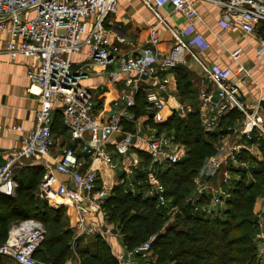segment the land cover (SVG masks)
I'll list each match as a JSON object with an SVG mask.
<instances>
[{
	"label": "built area",
	"instance_id": "2783aa9c",
	"mask_svg": "<svg viewBox=\"0 0 264 264\" xmlns=\"http://www.w3.org/2000/svg\"><path fill=\"white\" fill-rule=\"evenodd\" d=\"M197 2H207L219 8L224 30L238 28L245 36L257 38V59L264 58V36H259V29L264 26V0H148L147 3H152L157 9L171 7L183 14L189 23L187 30L177 38L170 55L162 59L157 52L160 37L156 28L151 29L146 46L140 53L121 51L126 40L120 36L112 38L108 28L109 18L118 11L119 0H0V32L7 35L5 52L13 61L18 58L31 61L27 70L28 93L37 97L39 102L35 126L28 132L21 127L16 128L22 134V145L7 157L0 168V193L14 196L17 183L13 173L17 162L34 160L44 170L38 199L54 207L72 208L76 217L73 226L75 239L100 237L110 242L112 238L120 237L118 228L107 222L105 203L111 191L101 185L98 170L87 164L72 147L54 156L57 145L53 132L54 114L60 110L71 140L92 160L112 162L113 154L108 145L114 136H122L126 151L141 155V159L126 166L124 176L127 180L123 184L135 193L136 183L130 179L131 176L137 173L140 176V172L145 174V180H138V185L147 184V194L155 198L160 207H166L168 199L158 174L165 166L180 162L185 156V148L167 133L153 130V134L146 135L142 124L126 130L123 119L129 114L128 110L136 106V97L144 82H154L159 91L168 94L169 79L160 78L158 68L175 69L184 63L189 51L188 44L182 40L184 35L196 34L190 45L208 48L209 45L195 30V21H200L195 6ZM84 48L92 63L103 68L117 64L119 72L126 75L122 81L125 110L117 111L119 106L116 102L115 113L106 118L97 115L94 96L81 83L88 77L86 68L73 69V56ZM240 55L239 49L230 52L235 62ZM205 71L217 90L204 89L199 96L201 124L206 133L224 134L217 145V154L206 161L205 167L209 172L205 178L200 175L197 180L193 205L194 212H203L211 217L221 215L225 210L228 192L223 186L230 183L231 169L248 168L249 163L242 161L241 155L247 153L258 161L262 158L260 144L264 141V109L260 101L247 102L239 85L241 80L251 78V69L242 65L235 69L212 66ZM118 76V72L111 73L114 80ZM169 99L175 102L174 96ZM146 103L145 113L162 121L161 113L167 107L166 101L155 92H149ZM175 107L174 113H178L179 105ZM233 115H236L233 120L241 124L227 123ZM127 118L133 119V116L129 114ZM141 152L150 157L147 165ZM259 225L261 232L258 237L264 241V222L259 221ZM45 234L43 224L36 220L15 224L5 243L0 244V255L13 264H45L35 257ZM156 239L157 235H153L132 250L114 253L113 249V254L118 264H158L152 254ZM261 253L257 264H264V249Z\"/></svg>",
	"mask_w": 264,
	"mask_h": 264
},
{
	"label": "trees",
	"instance_id": "16d2710c",
	"mask_svg": "<svg viewBox=\"0 0 264 264\" xmlns=\"http://www.w3.org/2000/svg\"><path fill=\"white\" fill-rule=\"evenodd\" d=\"M175 75L180 99L191 110L182 115L174 113L165 124H151L159 132L173 136L185 148L180 162L165 166L158 174L168 205L160 207L147 194V184L141 185L139 193L127 190L124 185L116 186L105 203L107 222L118 228L125 250H132L157 235L152 254L158 264H257L254 237L260 227L254 208L264 191V141L260 144L261 161L243 153L241 160L250 166L231 169V176L237 175L238 179L231 178L225 187L228 198L222 214L210 217L194 212L197 180L206 161L217 154L224 132L204 131L191 73L177 67ZM143 96L142 93L134 108L137 116L145 112L147 103ZM236 115L229 118L234 119ZM53 132L55 135L67 132L60 110L54 114ZM141 154L147 165L150 157ZM43 174L40 165L27 166L19 171L21 178L14 177L18 183L15 195L0 193V244L5 243L13 225L32 219L42 223L46 230L44 242L35 255L41 262L66 264L72 259L78 264H118L110 242L100 237H91L90 243L85 238L75 239L74 230L65 221V209L50 207L38 199ZM137 178L144 181L146 176ZM0 264L13 263L0 255Z\"/></svg>",
	"mask_w": 264,
	"mask_h": 264
},
{
	"label": "crops",
	"instance_id": "0c3cea01",
	"mask_svg": "<svg viewBox=\"0 0 264 264\" xmlns=\"http://www.w3.org/2000/svg\"><path fill=\"white\" fill-rule=\"evenodd\" d=\"M147 2L148 0H119L117 13L109 18L108 28L111 31V37L120 36L126 40V43L121 46L123 53L138 54L146 46L151 29L156 28L160 37V43L157 47L158 56L160 59L166 58L176 45L181 32L187 30L189 23L183 14L175 12L169 6L157 9L152 6V3ZM195 6L200 18V21L194 23L195 30L209 46L206 49H201L195 44L190 45V41L196 34L184 35L182 40L188 44L189 51L185 55L184 63L177 67H182L191 73L197 107H199V96L204 89L214 92L217 90L209 82L206 68L219 66L235 69L238 65H242L252 70L250 79L239 82L243 94L247 102L260 101L264 109V58L262 60L257 59V48L259 47L257 38L245 36L238 28L224 30L221 23V12L216 6L207 2H197ZM261 28L259 32L262 31ZM261 34L260 32L259 36ZM261 36H264V34ZM6 41L7 35L0 32V168L5 164L7 157L14 154L16 149L22 145L20 141L22 134L16 128L21 127L25 132H28L35 126V112L39 105L38 98L28 93L30 83L27 79V70L31 65V61L26 58L11 60L5 52ZM235 49H239L241 53L238 62L230 57V52ZM72 61L74 70L81 66L86 68L85 71L88 77L83 79L81 83L92 92L97 115L100 114V117L106 118L115 113L116 107L114 104L116 102L119 106L117 111L124 109L125 101L122 100L124 85L122 81L126 78V75L119 72L117 64L103 68L92 63L89 61L86 48L80 54L73 56ZM175 69H168L163 66L158 68V76L169 79L168 94L159 91L156 83L144 82L136 97L135 109L142 93L145 100L146 94L149 92H155L165 100L167 107L161 113L162 121L158 120L157 117L150 118L145 112L137 116L133 108L128 110L133 119L127 118L129 114L123 119L126 130H133L135 126L142 124L146 135H151L154 131L159 133V130L153 128L151 124L162 125L168 122L170 117L174 115L175 106L179 105V111H181V113L178 111L179 115L191 110V106L182 103L180 99ZM112 72L119 73L116 80L111 77ZM170 96H174L175 102L170 101ZM237 122L241 124V122H235L230 118L227 123L238 124ZM56 140L57 145L54 156H59L65 148H75L87 164H92L93 168L98 170L101 185L110 191L116 186L124 185L123 182L127 180L124 176L126 166L136 159H141L140 153H138V156L126 151L123 145V137L118 135L114 136L111 144L108 145V150L113 154L112 162L101 159L92 160V158L83 154L77 144L71 140L68 132L58 133ZM258 155L257 158L260 159L261 157ZM36 163L34 160L21 159L14 168V177L17 175L21 178L18 175L19 171ZM138 171H141V169H138ZM208 172L209 168L205 167L200 174L202 175L201 178H205L204 176ZM137 177L138 173L130 178L136 183L135 193H139L142 189L141 185H138L140 183H137ZM223 187L225 188L227 185ZM263 200L258 199L254 208V214L257 215L260 221H264ZM58 207L63 206L59 205ZM68 213H70L68 214L70 228L73 229L76 217L71 207ZM112 248L114 253H120L124 249L117 240L113 241Z\"/></svg>",
	"mask_w": 264,
	"mask_h": 264
},
{
	"label": "rangeland",
	"instance_id": "374dc122",
	"mask_svg": "<svg viewBox=\"0 0 264 264\" xmlns=\"http://www.w3.org/2000/svg\"><path fill=\"white\" fill-rule=\"evenodd\" d=\"M262 30H264V27H262L261 28ZM261 32V31H260ZM259 32V33H260ZM154 124V123H153ZM155 125V124H154ZM250 166V165H249ZM114 173H116L115 171H114ZM204 176V175H203ZM233 180H237L238 179V176L237 175H232V177H231ZM258 199H264V191L262 192V194H261V196L258 198ZM257 202H258V200H257ZM263 205H264V200H263V203H262ZM50 207H54V206H52V205H50V204H48ZM58 206V205H57ZM63 208L65 209V211H66V219H65V221H66V223H67V225H68V227H70V220H69V215L68 214H70V213H68L69 212V208L67 209V207H65V206H63ZM260 221V220H259ZM260 222H264V221H260ZM261 224H263V223H261ZM259 227H260V225H259ZM45 229V228H44ZM261 232V227H260V229H259V231L256 233V235H255V237H254V243H255V247H256V254H257V258H258V260H259V258H260V256H262V249H264V241L262 240V239H260L259 237H258V234ZM45 233H46V230H45ZM74 235H75V233H74ZM90 238L91 237H85V241H87L88 243H90ZM114 240H117L118 241V243L120 244V246H121V243H120V239L119 238H112L111 239V246L113 245V241ZM122 247V246H121ZM67 262H69L70 264H78L77 263V261H74V260H72V259H68L67 260ZM11 263V262H10ZM13 263V262H12Z\"/></svg>",
	"mask_w": 264,
	"mask_h": 264
},
{
	"label": "water",
	"instance_id": "95a60500",
	"mask_svg": "<svg viewBox=\"0 0 264 264\" xmlns=\"http://www.w3.org/2000/svg\"><path fill=\"white\" fill-rule=\"evenodd\" d=\"M181 113V111H179ZM133 142H135V139L133 140ZM5 195V194H4ZM7 196V195H6Z\"/></svg>",
	"mask_w": 264,
	"mask_h": 264
}]
</instances>
